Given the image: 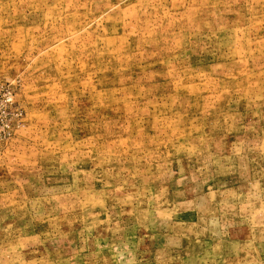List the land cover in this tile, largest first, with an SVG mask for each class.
<instances>
[{
    "label": "rangeland",
    "instance_id": "1",
    "mask_svg": "<svg viewBox=\"0 0 264 264\" xmlns=\"http://www.w3.org/2000/svg\"><path fill=\"white\" fill-rule=\"evenodd\" d=\"M0 264H264V0H0Z\"/></svg>",
    "mask_w": 264,
    "mask_h": 264
}]
</instances>
